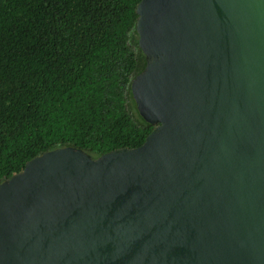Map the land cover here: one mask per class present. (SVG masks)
<instances>
[{
	"label": "water",
	"instance_id": "1",
	"mask_svg": "<svg viewBox=\"0 0 264 264\" xmlns=\"http://www.w3.org/2000/svg\"><path fill=\"white\" fill-rule=\"evenodd\" d=\"M143 143L0 181V264H264V0H139Z\"/></svg>",
	"mask_w": 264,
	"mask_h": 264
},
{
	"label": "trees",
	"instance_id": "2",
	"mask_svg": "<svg viewBox=\"0 0 264 264\" xmlns=\"http://www.w3.org/2000/svg\"><path fill=\"white\" fill-rule=\"evenodd\" d=\"M139 0H0V181L34 156L92 157L143 143L152 127L128 85L143 67Z\"/></svg>",
	"mask_w": 264,
	"mask_h": 264
}]
</instances>
